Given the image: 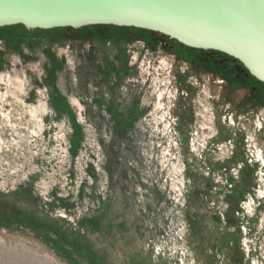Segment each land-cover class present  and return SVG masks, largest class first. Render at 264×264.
<instances>
[{"label":"rangeland","instance_id":"1","mask_svg":"<svg viewBox=\"0 0 264 264\" xmlns=\"http://www.w3.org/2000/svg\"><path fill=\"white\" fill-rule=\"evenodd\" d=\"M12 29L0 264H264V109L133 28Z\"/></svg>","mask_w":264,"mask_h":264},{"label":"water","instance_id":"2","mask_svg":"<svg viewBox=\"0 0 264 264\" xmlns=\"http://www.w3.org/2000/svg\"><path fill=\"white\" fill-rule=\"evenodd\" d=\"M133 28L239 61L264 83V0H0V28Z\"/></svg>","mask_w":264,"mask_h":264},{"label":"flooded vegetation","instance_id":"3","mask_svg":"<svg viewBox=\"0 0 264 264\" xmlns=\"http://www.w3.org/2000/svg\"><path fill=\"white\" fill-rule=\"evenodd\" d=\"M126 36L128 39L139 37L148 45H159L161 51H170L174 56L173 62L179 57L188 69L208 71L211 77L219 79L223 93L237 95L234 105L238 104L247 111L264 109V83L252 77L239 61L215 51L197 50L200 54L191 56V48L182 46L167 36L149 31L131 29L126 31ZM204 64L216 66L218 71L207 70Z\"/></svg>","mask_w":264,"mask_h":264},{"label":"trees","instance_id":"4","mask_svg":"<svg viewBox=\"0 0 264 264\" xmlns=\"http://www.w3.org/2000/svg\"><path fill=\"white\" fill-rule=\"evenodd\" d=\"M103 27H106V26H98V28H103ZM109 27H113V26H109ZM7 28H13L12 30H14L15 28L16 29H18V28H21V29H23V30H25L26 31V29L23 27V26H21V25H18V26H11V27H7ZM115 28H117V29H124V30H126V29H128V28H118V27H115ZM58 30H63V31H71V30H73V29H70V28H63V29H58ZM39 31H41V30H39ZM199 51V50H198ZM200 51H202V50H200Z\"/></svg>","mask_w":264,"mask_h":264}]
</instances>
